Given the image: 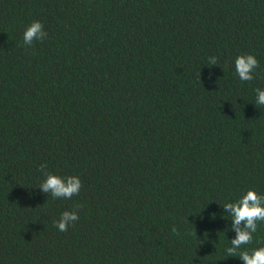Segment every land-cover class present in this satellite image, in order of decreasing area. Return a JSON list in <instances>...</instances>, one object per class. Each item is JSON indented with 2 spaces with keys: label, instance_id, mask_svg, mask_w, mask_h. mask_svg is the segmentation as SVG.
Instances as JSON below:
<instances>
[{
  "label": "trees",
  "instance_id": "trees-1",
  "mask_svg": "<svg viewBox=\"0 0 264 264\" xmlns=\"http://www.w3.org/2000/svg\"><path fill=\"white\" fill-rule=\"evenodd\" d=\"M256 89L264 0H0V264H243L264 222L229 257L223 207L264 196ZM45 173L79 195L43 193Z\"/></svg>",
  "mask_w": 264,
  "mask_h": 264
},
{
  "label": "clouds",
  "instance_id": "clouds-1",
  "mask_svg": "<svg viewBox=\"0 0 264 264\" xmlns=\"http://www.w3.org/2000/svg\"><path fill=\"white\" fill-rule=\"evenodd\" d=\"M48 33L44 31V25L39 21H33L24 31V44L31 47L34 41H42L47 38ZM209 62L216 65L217 58L210 57ZM259 67V62L253 55H241L235 59V72L241 81H252L253 72ZM257 103L264 105V90L256 89ZM46 165H41V170ZM46 180L39 189L43 193H51L53 198L71 199L79 195L82 188L78 176L62 178L57 175L47 174ZM224 211L232 217L231 229L235 231V237L231 240V247L226 249L229 257L237 254V250L244 245L252 243L253 233L257 231L258 222H264V196L258 195L254 190H249L235 203H226ZM77 212L65 211L60 220L55 224L60 232H67L70 225L78 221ZM173 231H176L175 228ZM239 259L243 264H264V247L251 252H239Z\"/></svg>",
  "mask_w": 264,
  "mask_h": 264
}]
</instances>
